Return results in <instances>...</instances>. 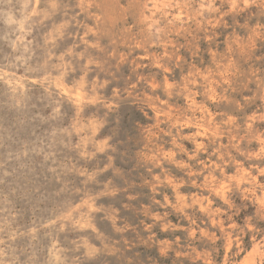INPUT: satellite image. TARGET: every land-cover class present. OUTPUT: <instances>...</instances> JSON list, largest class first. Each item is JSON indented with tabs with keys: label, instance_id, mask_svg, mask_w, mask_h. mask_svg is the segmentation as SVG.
Returning <instances> with one entry per match:
<instances>
[{
	"label": "rangeland",
	"instance_id": "rangeland-1",
	"mask_svg": "<svg viewBox=\"0 0 264 264\" xmlns=\"http://www.w3.org/2000/svg\"><path fill=\"white\" fill-rule=\"evenodd\" d=\"M0 264H264V0H0Z\"/></svg>",
	"mask_w": 264,
	"mask_h": 264
},
{
	"label": "trees",
	"instance_id": "trees-1",
	"mask_svg": "<svg viewBox=\"0 0 264 264\" xmlns=\"http://www.w3.org/2000/svg\"><path fill=\"white\" fill-rule=\"evenodd\" d=\"M142 121H144V122H145L146 120L144 119V120H142Z\"/></svg>",
	"mask_w": 264,
	"mask_h": 264
},
{
	"label": "bare ground",
	"instance_id": "bare-ground-1",
	"mask_svg": "<svg viewBox=\"0 0 264 264\" xmlns=\"http://www.w3.org/2000/svg\"><path fill=\"white\" fill-rule=\"evenodd\" d=\"M34 82V81H33Z\"/></svg>",
	"mask_w": 264,
	"mask_h": 264
}]
</instances>
